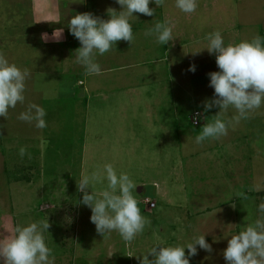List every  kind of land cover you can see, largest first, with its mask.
Instances as JSON below:
<instances>
[{"label":"rangeland","instance_id":"374dc122","mask_svg":"<svg viewBox=\"0 0 264 264\" xmlns=\"http://www.w3.org/2000/svg\"><path fill=\"white\" fill-rule=\"evenodd\" d=\"M76 1L77 8L84 7V0ZM100 3L120 7L115 0H97L96 7ZM12 4L14 0H0V7ZM149 7L155 9L152 16L134 14L138 19L131 23L135 24L131 44L117 41L95 58L103 67L118 68L97 77L87 75L88 85L100 79L96 86H88L87 94L85 88L75 89L76 79L63 76L57 83L56 75L38 77L27 69L24 103L0 117V237L8 236L16 224L48 220L43 236L54 264H141L144 257L153 258L147 252L154 244L184 246L205 234L212 251L196 246L190 264H226L223 250L230 235L258 218L257 205L264 201L257 194L264 191V103L239 122L232 120L234 109L222 112L221 118L229 122L226 135L199 145L194 138L219 111L204 110L214 92L207 74L217 69L215 54L203 49L205 35L219 30L228 44L257 34L264 39V0H197L196 10L187 14L175 7L174 0ZM10 14L14 17L9 25H0V40L9 35L4 39L14 43L25 30H33L30 20H20L16 8ZM2 18L0 14V23ZM165 21L172 28L168 44L145 36L147 29ZM16 48L17 43L11 48L0 43V53L9 52L8 56ZM15 55L8 60L18 66L20 56ZM190 65L194 72L188 70ZM122 70L136 81L134 72L138 82L126 84L125 78L122 82ZM129 86L138 96L128 93ZM86 95L88 106L80 99ZM126 96L122 107L119 98ZM30 103L44 108L45 128L17 119ZM196 110L204 114L198 126L191 121ZM21 147L26 150L23 157ZM106 163L118 174H129L140 213L150 221L130 242L116 231L99 234L90 222V209L80 203L81 175ZM25 173L30 180L19 181ZM105 187L106 182L96 184L92 191L99 194ZM144 199L155 202V207Z\"/></svg>","mask_w":264,"mask_h":264},{"label":"clouds","instance_id":"9594fccd","mask_svg":"<svg viewBox=\"0 0 264 264\" xmlns=\"http://www.w3.org/2000/svg\"><path fill=\"white\" fill-rule=\"evenodd\" d=\"M115 2L120 6V11L109 8L108 19L85 12L75 14L68 20L69 33L80 44L75 50V63L83 66L88 75H98L102 71L95 61L97 55L108 52L117 41L123 40L131 44L134 37L129 20L133 17L137 19L133 13L152 16L155 9L150 8L149 3L159 7L163 0ZM174 2L175 7L186 14L194 12L197 7V0ZM145 36L153 37L155 43L160 45H166L173 39L168 21L155 23L145 31ZM205 40L207 46L203 49L210 55L215 54L218 71L207 74L209 87L214 92L213 99L204 102V110L218 107L219 111L211 122L200 128L199 134L194 138L197 145L209 138L218 139L227 134L229 122L221 118L222 112L229 108L234 109L232 120L239 122L264 103V39L257 34L250 40L225 44L221 32L214 30L205 35ZM188 70L194 72L195 66L190 65ZM27 77V69L21 70L0 53V117H6L9 109H14L18 103H24ZM45 116L43 107L30 103L19 113L17 119L30 123L37 129H43L46 127ZM25 152L24 147L19 149L21 157ZM105 182L106 187L99 194L92 191L94 185ZM135 187L128 173L121 171L118 174L110 163L90 174L81 175L77 183V191L83 194L80 203L90 209V222L95 225L99 234L104 236L116 231L122 240L130 242L150 223L141 215L138 202L132 194ZM255 190L261 189L257 187ZM257 213L258 218L253 223L230 235L227 247L223 250L226 264H264V201L258 203ZM48 228V220L26 225L16 224L8 232V236L0 237V258L3 264H54L51 249L46 245L43 236ZM196 246L208 252L212 251L204 234L196 236L191 243L184 246L154 244L147 252L153 258L148 260L144 257L141 264H190L189 257L197 254ZM185 249L188 250L187 256Z\"/></svg>","mask_w":264,"mask_h":264},{"label":"crops","instance_id":"0c3cea01","mask_svg":"<svg viewBox=\"0 0 264 264\" xmlns=\"http://www.w3.org/2000/svg\"><path fill=\"white\" fill-rule=\"evenodd\" d=\"M6 1H9V0H6ZM76 2H77L76 0H14V4H12L13 7H7V6L0 7V14L3 17L0 25H3V26L5 24L9 25L8 24L9 19L11 17H14V15H11V14L8 15V12L9 10L11 11L13 8H16V11H18L20 20L22 18L27 20V22L30 20L29 24L30 25L32 24L30 27H32L31 30H33V31H30V29L28 31L25 30L24 34L22 32L23 36L19 37L21 40L18 42H14V43H12L13 40L11 39H4V38H8L9 35L3 36V38H1L0 40V43L4 45V47L11 48L13 44L17 43L18 48L13 50L15 53L12 52L13 54H11L10 56H8L9 52L1 51V53H4L3 55H5L7 59L12 58L16 56L15 54H17V58L20 56L19 58L20 62L18 63V67L23 68L26 66L25 69L33 70L32 74H35L38 77H45V76L50 77L51 75H53L52 77H55L56 75L58 77L57 83H58L59 77H63V76L71 77L70 79L72 80L76 79L74 83L75 89L78 90L79 88L83 90L85 88L84 93L87 94L88 86L90 87L96 86L97 83L99 84L100 79L96 78L94 80L95 84L93 82H90V84L88 85L87 84L88 74H86L84 67L75 63V55H76L75 50L78 47H80V44L78 40L74 38L73 35H70V34L68 35L69 30L67 26L68 24L67 20H69L71 16L78 14V12L80 13V9L82 10V13L88 12L101 19H108L107 10L109 8H112L116 11H120V7H110L109 4L102 6V3H100V7H96L95 3L97 2V0L92 4L89 3V0H84V7H81L79 9L76 7L77 5ZM89 6H92V7H89ZM134 14L136 13L134 12L133 15ZM138 14L139 16L143 17V14H140V13ZM163 16L164 18H166L167 17L166 13ZM133 18H130L129 20L130 23L135 22L133 21ZM131 25H135V24H131ZM42 33L45 34V36H44L43 42L40 43L39 39L41 38L40 36ZM15 38L12 37V39H15ZM43 44L45 45L43 46ZM225 44H228V43H225ZM19 51H21L22 56L19 55ZM66 60H67V63H66ZM27 62L30 64L26 65ZM213 65H216V64L213 63ZM100 67L102 69L100 75H102L103 73H106L107 71L118 68V67L106 68L101 65ZM75 68L77 69L73 71ZM124 68L128 69L131 67L125 66ZM122 71L124 73L121 76L119 75V77L122 78L121 80L122 82L124 78L126 80V84L138 82L137 76L134 72H132L131 74L134 76L136 81L131 80V77L128 76L124 70ZM213 71H218V68L215 70L211 69V72ZM46 74H50V75H46ZM98 75H96V77ZM25 84L27 85L29 84V82L27 81L25 82ZM97 86L99 87V85ZM114 87L115 86H113V88ZM103 89L106 90L107 88H103ZM131 89L132 88L129 86L128 93L130 94H131V91H130ZM98 91H99V88H98ZM131 95L138 96V93L136 92L135 94L133 93ZM80 97H81L80 99L84 101L83 104L88 106L89 105L88 104L89 95H86V97H83V96H80ZM126 98L127 96L123 98H119L120 104L122 105V107L123 105H125L124 101L126 100ZM130 99L132 98L129 97V101ZM126 102L129 103L128 101ZM127 114L129 113L127 112ZM112 134H115V132H112ZM81 157H82V160H84L82 153H81ZM140 190L141 192L143 191L141 187H140Z\"/></svg>","mask_w":264,"mask_h":264},{"label":"built area","instance_id":"2783aa9c","mask_svg":"<svg viewBox=\"0 0 264 264\" xmlns=\"http://www.w3.org/2000/svg\"><path fill=\"white\" fill-rule=\"evenodd\" d=\"M203 118H204L203 113H201L198 110L194 111L193 114L191 115V121L196 126H198L201 123H203ZM144 203L147 204L149 207H154L155 206V202L150 201L149 199H144Z\"/></svg>","mask_w":264,"mask_h":264},{"label":"trees","instance_id":"16d2710c","mask_svg":"<svg viewBox=\"0 0 264 264\" xmlns=\"http://www.w3.org/2000/svg\"><path fill=\"white\" fill-rule=\"evenodd\" d=\"M68 162H70V161L68 160ZM66 175L69 176L68 173H67ZM69 177H70V176H69ZM18 179H19V181H22V180H30V176H28V175L25 173V175H23V176H21V177H18ZM257 194H259V195H261L262 197H264V191H262V192H258Z\"/></svg>","mask_w":264,"mask_h":264}]
</instances>
